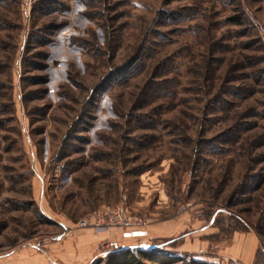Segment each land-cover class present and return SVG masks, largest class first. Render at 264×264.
Wrapping results in <instances>:
<instances>
[{
  "label": "rangeland",
  "instance_id": "obj_1",
  "mask_svg": "<svg viewBox=\"0 0 264 264\" xmlns=\"http://www.w3.org/2000/svg\"><path fill=\"white\" fill-rule=\"evenodd\" d=\"M238 233L264 264V0H0V264H236Z\"/></svg>",
  "mask_w": 264,
  "mask_h": 264
},
{
  "label": "trees",
  "instance_id": "obj_2",
  "mask_svg": "<svg viewBox=\"0 0 264 264\" xmlns=\"http://www.w3.org/2000/svg\"><path fill=\"white\" fill-rule=\"evenodd\" d=\"M168 2L173 0H166ZM159 15L162 19L175 21L177 12L160 11ZM231 21L240 24L239 16H233ZM102 261H96L94 264H101ZM105 264H211L208 261L196 258H184L176 255L175 252L164 251L157 248L143 249L140 247L116 248L110 250L105 259Z\"/></svg>",
  "mask_w": 264,
  "mask_h": 264
},
{
  "label": "crops",
  "instance_id": "obj_3",
  "mask_svg": "<svg viewBox=\"0 0 264 264\" xmlns=\"http://www.w3.org/2000/svg\"><path fill=\"white\" fill-rule=\"evenodd\" d=\"M99 237L100 236H98L97 234L93 235L91 240H98ZM257 248L258 241L254 234L238 233L234 238L233 245H231L228 250H225L224 259L234 260L236 264H254Z\"/></svg>",
  "mask_w": 264,
  "mask_h": 264
},
{
  "label": "built area",
  "instance_id": "obj_4",
  "mask_svg": "<svg viewBox=\"0 0 264 264\" xmlns=\"http://www.w3.org/2000/svg\"><path fill=\"white\" fill-rule=\"evenodd\" d=\"M131 223L133 222L128 219L121 218L119 213L114 209H109L104 213H94L84 216L78 222L80 227H101L115 225L128 226L131 225ZM137 231H135V233Z\"/></svg>",
  "mask_w": 264,
  "mask_h": 264
},
{
  "label": "clouds",
  "instance_id": "obj_5",
  "mask_svg": "<svg viewBox=\"0 0 264 264\" xmlns=\"http://www.w3.org/2000/svg\"><path fill=\"white\" fill-rule=\"evenodd\" d=\"M81 10H83V6H81ZM97 33H98V35H100L101 36V38H102V36H103V32H102V30L101 29H98L97 30ZM111 105V101H109V106Z\"/></svg>",
  "mask_w": 264,
  "mask_h": 264
},
{
  "label": "water",
  "instance_id": "obj_6",
  "mask_svg": "<svg viewBox=\"0 0 264 264\" xmlns=\"http://www.w3.org/2000/svg\"><path fill=\"white\" fill-rule=\"evenodd\" d=\"M123 248V247H122Z\"/></svg>",
  "mask_w": 264,
  "mask_h": 264
}]
</instances>
